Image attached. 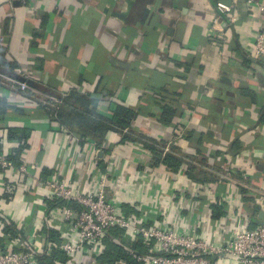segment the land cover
Instances as JSON below:
<instances>
[{
	"label": "crops",
	"instance_id": "crops-1",
	"mask_svg": "<svg viewBox=\"0 0 264 264\" xmlns=\"http://www.w3.org/2000/svg\"><path fill=\"white\" fill-rule=\"evenodd\" d=\"M218 2L231 12H219ZM263 23L247 0H0V99L11 108L34 106L7 79L56 98L72 90L97 96L104 86L108 97L138 112L133 129L185 158L176 172L150 167L152 155L141 143L122 142L111 131L99 144L83 137L67 152V137L48 118L10 109L2 129L28 136L1 147L13 166L0 171L8 220L21 223L24 236L57 240L43 221L51 207L39 180L72 171L75 187L89 190L96 172L88 169L97 163L100 172L108 166L115 174L110 193L124 211L140 205L156 219L149 225L196 229L215 242L244 223L255 227L264 215V67L247 55ZM152 88L174 101L168 124L160 121ZM97 98L110 116L107 96Z\"/></svg>",
	"mask_w": 264,
	"mask_h": 264
},
{
	"label": "built area",
	"instance_id": "built-area-1",
	"mask_svg": "<svg viewBox=\"0 0 264 264\" xmlns=\"http://www.w3.org/2000/svg\"><path fill=\"white\" fill-rule=\"evenodd\" d=\"M247 1L257 14L264 16V2ZM215 8L222 13L232 10L231 6L221 2L216 3ZM217 21L215 18L213 23ZM254 39L253 53H248L247 58L252 65L264 67V23ZM5 82L12 90L33 94L34 97L30 98L34 106L40 101L58 102L54 97L33 89L24 80L7 79ZM1 124L2 119L0 129ZM56 127L67 137L64 147L72 153L82 139ZM110 159L107 157L104 161L109 163ZM96 165L94 169H88L89 174L96 172L97 175L89 190L75 187L71 170L63 174L65 176L55 172L39 180V185L45 189L46 204L51 207L43 221L56 231L58 239L55 241L46 240L42 234L22 235V224L12 225L0 208V264H41L42 256L54 251L65 256L63 262L55 264H98L105 239L112 230L120 231L129 243H142L146 248L144 253L129 251L132 259L140 264H216L214 259L224 261V264H264V220L252 228L244 223L218 242L198 237L196 229L187 231L175 225H149V221L156 219L140 205L132 204L131 213L124 211L122 202L114 192L110 193L115 174L108 166L100 172ZM12 167L6 154L0 153V171ZM19 171L26 174L27 168L21 165Z\"/></svg>",
	"mask_w": 264,
	"mask_h": 264
},
{
	"label": "trees",
	"instance_id": "trees-1",
	"mask_svg": "<svg viewBox=\"0 0 264 264\" xmlns=\"http://www.w3.org/2000/svg\"><path fill=\"white\" fill-rule=\"evenodd\" d=\"M103 87L102 89L104 90ZM32 88L35 89L34 87ZM102 89L97 92V96L81 95L72 90L66 96L54 97L58 100L57 103L51 100L44 102L40 101L36 106L25 108H11L6 100L0 99V119H3L10 109L15 114L26 117L45 116L53 125L67 129L70 134L80 139L89 137L95 140L97 144L103 139L106 132H115L121 135L122 142L141 143L152 155V159L149 163L150 167H161L168 171L176 172L185 162V158L178 155L177 149L170 147L169 150L163 152L161 144L145 134L137 132L136 129H133L130 125L136 118L138 112L118 104L114 98L108 97V95H106L107 93L102 91ZM152 91L155 93L153 104L160 107L162 111L160 121L164 124H168L176 113L173 107L174 101L167 96L168 94L163 89L152 88ZM41 92L45 94L43 91ZM20 93H23L26 97H34V95L30 93L27 94L21 91ZM98 96L101 98L107 96V103H110V105L107 104L106 106H108L107 109L110 116L103 115V111L100 112L97 108ZM27 136L28 132L26 130L1 128L0 153H4V150L1 148L2 144L16 140L18 142H23L24 138ZM20 147L23 148V145ZM20 150L21 149L16 153L17 156ZM105 240V248L98 259V264H140L132 259L129 251L138 253H144L146 251V248L140 241L129 243L122 237L121 232L118 230H112ZM58 255L57 252L51 255H43L41 264H51L52 259L60 258ZM60 259L64 260V258Z\"/></svg>",
	"mask_w": 264,
	"mask_h": 264
},
{
	"label": "water",
	"instance_id": "water-1",
	"mask_svg": "<svg viewBox=\"0 0 264 264\" xmlns=\"http://www.w3.org/2000/svg\"><path fill=\"white\" fill-rule=\"evenodd\" d=\"M263 220H264V215L261 214V215L259 216V219H258V221L256 222V224H257V225H260V224L262 223Z\"/></svg>",
	"mask_w": 264,
	"mask_h": 264
}]
</instances>
